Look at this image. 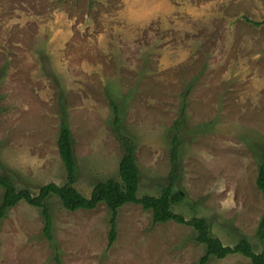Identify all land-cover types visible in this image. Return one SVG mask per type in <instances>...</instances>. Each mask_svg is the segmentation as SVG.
<instances>
[{"label":"rangeland","instance_id":"1","mask_svg":"<svg viewBox=\"0 0 264 264\" xmlns=\"http://www.w3.org/2000/svg\"><path fill=\"white\" fill-rule=\"evenodd\" d=\"M246 19L264 21V0H0V174L35 195L66 183L62 104L76 189L89 197L99 182L119 180L112 100L135 145L138 196L162 194L176 135L182 200L173 211L205 218L226 246L245 237L264 252V25ZM48 206L58 250L41 210L21 202L0 222V264H56V254L60 264H201L206 255L193 228L154 224L140 205L119 210L111 247L105 205L73 213L51 196Z\"/></svg>","mask_w":264,"mask_h":264},{"label":"trees","instance_id":"2","mask_svg":"<svg viewBox=\"0 0 264 264\" xmlns=\"http://www.w3.org/2000/svg\"><path fill=\"white\" fill-rule=\"evenodd\" d=\"M247 22L255 26L264 25L263 22ZM187 96V95H186ZM186 96L183 98L181 117L185 112ZM114 112V131L117 138L122 142L124 155L119 165V180L109 179L99 182L93 188L89 197H85L75 187L79 170L74 155L72 133L68 123V114L61 104L60 128L58 137V151L61 161L66 170V183L59 186L54 183L47 184L40 188L38 194H33L27 189H18L13 179L7 175L0 174V188L4 190L0 202V222L5 219L10 208L25 202L31 207L41 210L44 221L43 233L56 250H58L52 235L53 221L50 215L48 199L51 196L58 197L62 206L68 212L79 210H93L99 205H105L111 211V230L109 234V247L117 238V216L121 208L127 204L140 205L143 210L151 211L153 223L175 222L180 225L189 226L196 232V241L206 247V255L202 258L201 264H205L211 257L224 260L232 255H241L248 259L251 264H264V252L256 253L252 244L245 237H240L234 246H226L220 239L214 236L210 223L205 218L193 217L187 220L183 215L175 213L173 205L179 204L182 200L180 192H174L176 180L179 178V146L181 142L178 136L172 138L171 146V173L166 187L163 188L159 197H139L140 170L135 160V145L133 141L122 131L119 108L116 103L110 100ZM178 124H180L178 122ZM257 187L264 195V150L259 167ZM257 234L264 238V219L258 228ZM56 264H60L59 255L54 256Z\"/></svg>","mask_w":264,"mask_h":264}]
</instances>
